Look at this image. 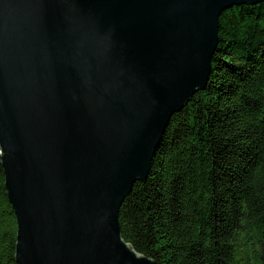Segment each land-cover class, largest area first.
Returning <instances> with one entry per match:
<instances>
[{
  "label": "water",
  "instance_id": "obj_1",
  "mask_svg": "<svg viewBox=\"0 0 264 264\" xmlns=\"http://www.w3.org/2000/svg\"><path fill=\"white\" fill-rule=\"evenodd\" d=\"M263 0H0V157L17 264H156L122 236L221 13Z\"/></svg>",
  "mask_w": 264,
  "mask_h": 264
},
{
  "label": "trees",
  "instance_id": "obj_2",
  "mask_svg": "<svg viewBox=\"0 0 264 264\" xmlns=\"http://www.w3.org/2000/svg\"><path fill=\"white\" fill-rule=\"evenodd\" d=\"M203 90L174 113L120 208L123 238L156 264H264V0L220 15ZM0 157V264H17Z\"/></svg>",
  "mask_w": 264,
  "mask_h": 264
}]
</instances>
